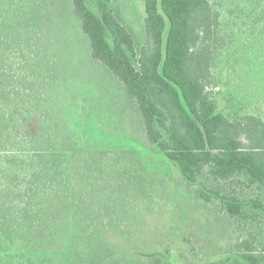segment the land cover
<instances>
[{"label": "trees", "instance_id": "16d2710c", "mask_svg": "<svg viewBox=\"0 0 264 264\" xmlns=\"http://www.w3.org/2000/svg\"><path fill=\"white\" fill-rule=\"evenodd\" d=\"M113 1L70 0L88 61L121 84L133 135L165 155L177 185L196 186L233 220L234 248L204 258L159 225L140 228L147 216L162 219L157 199L130 217L131 234L111 214L155 183L135 187L124 172L134 164L86 148L74 120L86 98L74 72L65 73L67 47L44 43L53 30L44 19L56 13L43 4L0 31V264H173L174 247L193 264H264V116L223 112L215 70L228 38L264 29V0H143L141 42Z\"/></svg>", "mask_w": 264, "mask_h": 264}, {"label": "rangeland", "instance_id": "374dc122", "mask_svg": "<svg viewBox=\"0 0 264 264\" xmlns=\"http://www.w3.org/2000/svg\"><path fill=\"white\" fill-rule=\"evenodd\" d=\"M43 4L44 8L51 7L56 13L51 15V19H44V26L53 27L51 31L44 30V43L54 38L67 47V58L63 59L64 67H67L65 73L74 72L79 83L77 88L86 98L80 104V109H76L74 118L76 130L86 139V148L100 152L101 156L110 154L112 157H119L124 163L134 164L135 167H128L124 172L132 178L131 182L134 181L135 187L146 185V182L155 183L153 192L145 190L137 194L138 203H131L129 197H126L123 199V209L118 212L110 209L111 214L119 213L126 224L125 228L131 234V226L127 225L130 217H143L148 211L143 207L144 202H149L147 206L150 207V202L157 199V209L154 212L162 219L147 216L140 223V228L148 226L155 229L159 225L163 235H173L171 237L174 238L175 244H191L204 254V258L216 256L217 253L220 256L232 250L237 238V228L233 220L220 208V204L204 203L196 192V186L179 187L177 184L180 181L175 179L176 174L173 173L165 155L149 145L143 135H133L136 125L131 122L129 127L126 119L135 111L130 108L126 94L115 77L99 63L88 61L85 38L77 29L73 30V27L78 26L70 16V0H0V31L10 21L17 23L28 20L30 12L39 11ZM113 4L141 42L144 36L143 0H114ZM262 27L261 24L249 27L246 34H234L233 41L230 42L228 38V44L217 57L215 70L220 79V107L223 112L232 116L259 111L264 116ZM67 53L75 61L74 65ZM82 61L88 65V69L87 73H82L81 76L78 68L84 65L80 64ZM67 85L71 86L63 83L64 87H68ZM104 161V168L110 169V158L109 163L106 157L102 162ZM107 175L105 174V179ZM103 199L107 202V199ZM160 239L162 237L158 238ZM182 250L183 248L174 247L172 263L193 264L194 260H188L189 256H181L184 252Z\"/></svg>", "mask_w": 264, "mask_h": 264}]
</instances>
